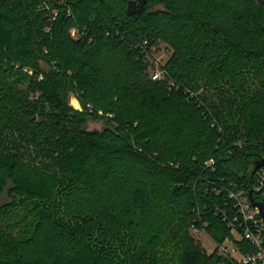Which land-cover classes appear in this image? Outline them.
I'll use <instances>...</instances> for the list:
<instances>
[{
    "label": "trees",
    "instance_id": "1",
    "mask_svg": "<svg viewBox=\"0 0 264 264\" xmlns=\"http://www.w3.org/2000/svg\"><path fill=\"white\" fill-rule=\"evenodd\" d=\"M129 1L0 0V264H234L192 231L251 250L229 195L264 160V0Z\"/></svg>",
    "mask_w": 264,
    "mask_h": 264
},
{
    "label": "built area",
    "instance_id": "2",
    "mask_svg": "<svg viewBox=\"0 0 264 264\" xmlns=\"http://www.w3.org/2000/svg\"><path fill=\"white\" fill-rule=\"evenodd\" d=\"M154 73L152 78L159 80L163 70H156ZM99 112L102 114V111ZM213 163V161L209 162L210 165ZM252 192L253 196L254 193L260 196L259 199L255 198V201L264 204V166L257 172V183ZM229 198L234 202V207L237 210V215L234 217V221L229 223V226L235 233V239L247 241L251 250L242 254L234 241H230V244L224 242L220 245V253L231 258L234 264H264V230L259 208L252 204L248 192L233 191ZM238 255H240L239 258Z\"/></svg>",
    "mask_w": 264,
    "mask_h": 264
},
{
    "label": "rangeland",
    "instance_id": "3",
    "mask_svg": "<svg viewBox=\"0 0 264 264\" xmlns=\"http://www.w3.org/2000/svg\"><path fill=\"white\" fill-rule=\"evenodd\" d=\"M173 52L172 48H168L166 43L158 42L156 44H153L149 52L144 59L146 63H149L150 66L148 68L149 73L151 77L155 74L154 72L156 70L162 71L163 68H166L167 62L169 61L171 54ZM42 68L47 70L48 66L45 63H41ZM68 103L70 106H72L74 109L81 110V104L79 99L75 96L73 93H69L68 97ZM89 105V109L92 111V108ZM99 118H86L83 123V127L87 130H97V131H103L106 127L113 126V123L109 121L108 118H112L113 115L109 113L100 112L98 111ZM37 163H40L38 161ZM10 201V198L7 194H4L0 199V206L4 203H8ZM30 225H24L22 230H18V234H25L27 231H30ZM25 231V232H24ZM193 236L203 245V247L209 252L212 253L217 247L219 249L220 246L216 244V242L211 238V236L204 231L197 232L192 231ZM230 244V241L227 242ZM220 252V250H219ZM238 258L240 255L237 256Z\"/></svg>",
    "mask_w": 264,
    "mask_h": 264
},
{
    "label": "water",
    "instance_id": "4",
    "mask_svg": "<svg viewBox=\"0 0 264 264\" xmlns=\"http://www.w3.org/2000/svg\"><path fill=\"white\" fill-rule=\"evenodd\" d=\"M146 3H147L146 0H130L128 2V6H127V14L129 16H133L135 14H141L145 9ZM262 166H264V160H260V161L256 162L255 168H254L252 174H254ZM249 196H250L252 204L254 206L258 207L260 210V216L263 220V230H264V204L255 201L252 190L249 191Z\"/></svg>",
    "mask_w": 264,
    "mask_h": 264
}]
</instances>
